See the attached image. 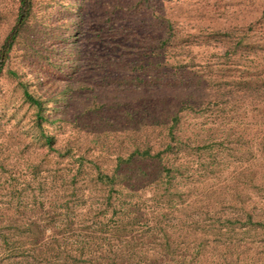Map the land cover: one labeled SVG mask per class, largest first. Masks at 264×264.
<instances>
[{
    "label": "rangeland",
    "instance_id": "1",
    "mask_svg": "<svg viewBox=\"0 0 264 264\" xmlns=\"http://www.w3.org/2000/svg\"><path fill=\"white\" fill-rule=\"evenodd\" d=\"M17 7L18 0H0V45ZM249 26L253 33L245 41L263 46L264 0H32L31 14L0 73L2 229L9 220H42L37 223L45 226L53 172L70 176L72 169L57 153L69 148L109 173L116 159L135 146L160 150L175 113L181 117L177 137L182 144L176 162L184 178L172 183L174 206L148 201L155 164L140 162L145 174L132 184L149 223L159 209L172 237L177 239L179 228L168 226L178 221H186L192 233V201L197 200L190 195L192 179L200 175L205 181L197 188H213L216 195L201 197L199 204L213 205L211 213L219 218L241 214L243 203L263 209L264 95L239 90L228 76L210 82L212 70L229 73L235 61L223 56L226 38L211 34L238 38ZM166 39L170 42L164 46ZM254 55L239 64L257 60L255 67H264V52ZM206 66L210 76L197 89L187 85L192 69ZM24 91L41 103L40 129L54 136L55 152L38 141L36 107ZM173 160L171 155L164 163ZM94 171L88 165L86 181L77 185L99 199L103 188L89 181ZM242 185L244 201L237 204L231 188ZM207 209H199L201 216ZM185 239L191 249V236ZM252 239L260 248L252 246L244 256L256 260L255 253L264 250V233Z\"/></svg>",
    "mask_w": 264,
    "mask_h": 264
},
{
    "label": "trees",
    "instance_id": "2",
    "mask_svg": "<svg viewBox=\"0 0 264 264\" xmlns=\"http://www.w3.org/2000/svg\"><path fill=\"white\" fill-rule=\"evenodd\" d=\"M31 9L32 0H18L15 21L0 45V73L16 38L31 14ZM251 33L253 29L249 26L244 32H240L241 37L238 38H233L234 33L211 34L212 37L226 38V41H223L227 44L223 56L228 61L234 57L235 61L227 68L230 70L229 73L219 68L212 70L210 82L217 77L228 76L239 90L252 88L255 91L260 90V94L264 95V67L259 65L255 67L257 60L251 61L248 66L239 64L243 60L257 58L254 54L258 50L262 54L264 52V45L258 46V43L245 41L249 39ZM169 42V39L164 40V46ZM176 68L181 67L176 64ZM199 68V71L192 69V79H189L187 84L194 85L196 89L205 80V76H210L206 70L207 66ZM235 78L239 80L234 81ZM153 79L154 77L150 78ZM194 90L195 88H192V99L196 92ZM24 96L36 107L35 126L39 128L38 141L44 144L48 151L55 152L54 136L45 134L40 129V122L43 120L41 103L26 91ZM180 121L181 117L178 113L170 117L169 124L165 127L166 138L160 150H153L149 146L141 148L135 146L127 156L116 159L114 169L109 173L101 172L91 160L74 155L69 148L57 153L60 158L67 160V165L72 169L70 176L65 174L66 178L64 175H57L59 171L53 172L50 184L51 199L43 219L45 226L37 223L42 220L30 219L19 223L9 220L4 229L0 225V262L3 264H262L264 250L262 253H255L256 260L244 254L252 246H255V249L260 248V243H255L252 238L260 232L264 233V208L255 211L253 205L243 203L241 214L229 213L225 218H219L211 213L215 212L213 205L199 204L202 202L201 197L216 195V190L213 188H197L205 181L201 175L198 179H192L190 195L197 199L192 201V210L196 211V215L192 217V233L187 230L186 221H178L175 225L168 226L169 229L179 228L177 239L172 237V231L166 229L164 213L158 208L154 218L150 220V225L144 206L140 203L142 198L135 193L132 184L140 177L143 178L145 174L140 162L155 164V183L151 188L152 197L148 201L157 204L158 207L161 204L167 209L174 206L171 200L174 196L172 183L178 177L184 178L181 173L183 167L176 162L182 152V144L177 137L181 128ZM261 144L264 154V143ZM209 149L210 147L207 150ZM171 155L175 160L165 164L164 161ZM134 164H138L137 170L130 168ZM88 165L93 166L95 170L89 181L103 188L102 197L99 199L85 195L84 187L77 185L79 180L86 181L83 175L86 174ZM261 178L263 176L258 180L261 181ZM61 186L63 187L60 188ZM238 188V186L231 188L232 197L237 204L244 201L240 196L246 190L243 185L241 189ZM244 197L247 195L244 194ZM202 208L208 209L201 216L199 209ZM189 235L192 239L191 249L185 246V238ZM180 236L181 241L178 240ZM187 241L189 243V238ZM14 258L19 259L15 262Z\"/></svg>",
    "mask_w": 264,
    "mask_h": 264
}]
</instances>
